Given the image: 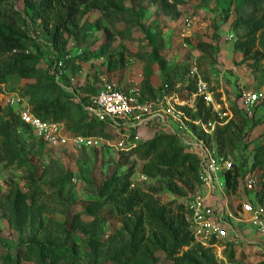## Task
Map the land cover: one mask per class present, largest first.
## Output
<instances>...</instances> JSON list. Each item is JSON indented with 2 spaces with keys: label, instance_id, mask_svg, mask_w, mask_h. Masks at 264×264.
<instances>
[{
  "label": "rangeland",
  "instance_id": "374dc122",
  "mask_svg": "<svg viewBox=\"0 0 264 264\" xmlns=\"http://www.w3.org/2000/svg\"><path fill=\"white\" fill-rule=\"evenodd\" d=\"M246 1L146 0L135 6L126 0L122 13L92 10L78 16L66 33L70 36L62 54L24 0H8L6 4L19 15V19H11L12 23L22 30L31 54L40 60L39 67L60 88L58 92H64L76 117L86 116L91 121L83 99L95 94L105 82L119 88H142L149 79L155 89H160L166 75L172 74L177 84L171 94L186 98L190 92H180L194 82L189 71L197 69L202 79L209 80L214 94L212 119L228 124L235 109L246 118L248 127L242 141L233 152L223 154L233 162V170H239V186L236 190L226 186L221 194L207 199L208 204L216 205L228 234L213 246L215 264H264V233L242 208L250 204L264 223V163L260 164L264 162V28L251 36L250 28L242 24L254 14L264 25V0H258L257 10ZM187 18L193 23L191 33L184 32ZM250 42L253 45L248 52L244 45ZM61 62L63 69L59 67ZM34 83L14 76L0 85V117L11 111L20 118L24 112L33 113L25 90ZM254 95L258 102L251 106L247 99ZM59 124L65 135H79L72 124ZM103 125L105 135L97 136L102 140L100 146L75 149L46 144L31 128L28 131L17 124L18 135L35 167L37 191L34 193L30 168L0 164V261L13 264L18 252L22 255L28 251L29 258L23 264H43L36 244L51 243L62 248L59 264H119L116 252L132 239L128 226L132 228L141 215L145 222L150 211L141 205L136 215L116 214L125 199L111 200L102 187L107 180L123 178L131 169V189L158 201L156 208H164L171 218H182L190 230V206L197 194L204 193L201 184L189 178L149 177L143 171L146 162L130 156L140 144L170 131L148 127L133 144L115 128ZM189 129L202 138L198 128ZM173 135L186 152L199 153L194 137ZM208 145L219 152L215 138ZM15 188L28 196V204L33 207L20 226L10 221L5 205ZM145 230L150 237L152 229L145 224ZM197 244L195 241L192 247ZM189 250L184 248L180 255ZM144 264L174 262L158 252Z\"/></svg>",
  "mask_w": 264,
  "mask_h": 264
},
{
  "label": "trees",
  "instance_id": "16d2710c",
  "mask_svg": "<svg viewBox=\"0 0 264 264\" xmlns=\"http://www.w3.org/2000/svg\"><path fill=\"white\" fill-rule=\"evenodd\" d=\"M126 0H24L32 15L39 19L45 31L52 38L53 45L60 51V54L66 50L68 45V36L73 25H75L78 16H82L92 10L108 11L114 10V13H122L125 10L124 2ZM146 0H130L135 6L141 5ZM201 1V0H193ZM8 0H0V85L5 84L11 77H19L25 80H34L35 83L28 86L25 95L29 98L33 114L44 122L72 124L75 127V133L79 136L97 137L105 135V127L97 120L91 117L87 121L86 116L76 117L72 104L65 98L64 92L60 90L47 72L39 67L40 60L34 54H31L27 44L26 37L22 30L12 23V18L19 19V15L14 9L6 6ZM258 0H247L257 10ZM254 15V14H252ZM250 14L247 20L242 24L250 28V35L255 36L257 32L264 28L262 21L256 20ZM50 24H53L50 30ZM26 25V24H24ZM109 39V37H108ZM253 42L245 44L248 52L252 49ZM111 64V62H110ZM193 70V69H192ZM192 70L189 71L191 74ZM187 74V72H186ZM167 81L160 89H155L151 81L146 79L142 83V91L145 96L155 99L162 94L166 88L171 92L177 81L175 75L167 74ZM185 90L180 92H191L195 89L196 78ZM208 84L209 80L204 78ZM89 98L83 99L88 105ZM194 114L187 110L188 115L196 120H213L214 113L208 108L202 100H198ZM234 118L224 127L217 128L213 134L221 155L226 152H233L239 142L242 141L248 122L242 116L239 110H233ZM9 116L11 117L9 119ZM17 124L30 131V127L25 125L18 115L12 111L5 117H0V164L6 163L7 166L18 165L30 168V177L34 193L37 191L34 171L35 167L31 165L30 155L26 153V144L18 135ZM209 144L213 138L211 136L200 135ZM131 157H139L146 162L143 171L149 177L159 175L170 179L189 178L194 183H200L198 178V169L200 160L196 154L188 153L180 145L176 136L170 133H160L153 139L148 140L131 153ZM264 162H260L262 164ZM133 169L123 178H112L107 180L102 187V192L108 193L110 199L118 201L125 199L121 206H117L116 214L126 216L135 214L138 207L145 206L150 212L144 222V216H138L135 225L127 230L131 232V242L118 252H116L115 261L119 264H144V262L154 259L158 252H163L173 259L174 264H215L213 255V246L216 241L211 243L209 248L195 243L194 236L185 224L182 218H171L167 215L164 208H156L158 201L139 190H132L130 178L133 175ZM239 170L236 168L227 173L226 185L228 188L236 190L239 186ZM35 197V196H33ZM28 196L15 188L7 196L5 205L8 211L10 221L20 226L22 222L31 215L32 206L28 204ZM145 224L152 229V235L146 236ZM97 241V240H96ZM39 261L43 264H59L62 260L60 246L54 244L37 243ZM184 248L190 250L180 255ZM30 252L20 254L14 257L13 264H23L28 260ZM0 264H10L9 260L0 261Z\"/></svg>",
  "mask_w": 264,
  "mask_h": 264
},
{
  "label": "built area",
  "instance_id": "2783aa9c",
  "mask_svg": "<svg viewBox=\"0 0 264 264\" xmlns=\"http://www.w3.org/2000/svg\"><path fill=\"white\" fill-rule=\"evenodd\" d=\"M192 29V21L189 18L185 19L184 32L191 33ZM59 67L64 68L62 62ZM191 75L196 77V86L186 98L180 97L177 93L171 94L165 88L161 95L150 99L144 95L142 88H119L105 82L100 90L89 97L86 110L99 123L115 128L125 141H134L130 142L133 144L139 141L141 131L148 127L165 128L170 133L180 136L187 134L196 139L199 149L197 155L200 160L198 178L204 193L197 194L190 206L189 227L195 241L209 247L213 241L227 239L228 234L222 219L218 216L216 205L208 204L207 199L215 194H221L223 188H226V176L233 170L234 164L216 149L209 147L205 139H198L193 129H189V126H195L199 132L213 136L217 128L226 125L221 119L203 121L188 115L187 110H195L198 100H202L208 108L216 107L210 85L198 75L197 69L192 70ZM257 102V95L247 99L251 106ZM21 120L49 145L89 149L102 143L97 137L79 135L69 137L65 135L62 124L46 123L30 111L22 113ZM252 182L251 180L250 184ZM242 208L247 214L252 215V222L257 230L264 233L261 214L255 212L250 204H243Z\"/></svg>",
  "mask_w": 264,
  "mask_h": 264
}]
</instances>
